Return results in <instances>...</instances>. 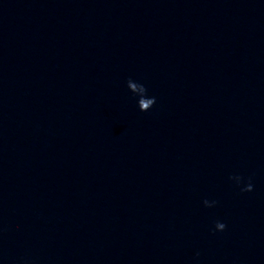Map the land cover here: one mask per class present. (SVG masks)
Instances as JSON below:
<instances>
[{
    "label": "clouds",
    "instance_id": "9594fccd",
    "mask_svg": "<svg viewBox=\"0 0 264 264\" xmlns=\"http://www.w3.org/2000/svg\"><path fill=\"white\" fill-rule=\"evenodd\" d=\"M142 88L145 92H147V88L144 85H142ZM152 102L154 105L155 104V97H152ZM239 180H240V177H239ZM242 191H252V184L249 183L246 188L242 189ZM204 203H206V201ZM225 227H226V225L224 223H221V222L216 223V229H218V230L222 231L225 229Z\"/></svg>",
    "mask_w": 264,
    "mask_h": 264
}]
</instances>
